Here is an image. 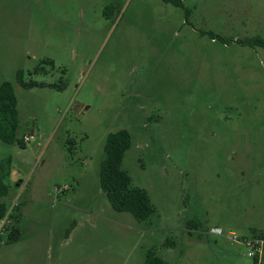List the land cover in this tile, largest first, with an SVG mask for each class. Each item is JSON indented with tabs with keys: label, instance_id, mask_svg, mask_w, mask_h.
Instances as JSON below:
<instances>
[{
	"label": "rangeland",
	"instance_id": "374dc122",
	"mask_svg": "<svg viewBox=\"0 0 264 264\" xmlns=\"http://www.w3.org/2000/svg\"><path fill=\"white\" fill-rule=\"evenodd\" d=\"M181 2L0 0V83L18 138H31L0 141V264H144L148 250L167 264H252L208 230L264 233V49L233 42L264 39V0ZM19 70L46 86L21 87ZM120 129L121 167L154 208L143 222L99 187Z\"/></svg>",
	"mask_w": 264,
	"mask_h": 264
},
{
	"label": "trees",
	"instance_id": "16d2710c",
	"mask_svg": "<svg viewBox=\"0 0 264 264\" xmlns=\"http://www.w3.org/2000/svg\"><path fill=\"white\" fill-rule=\"evenodd\" d=\"M175 7L183 8L181 0H161ZM185 16L188 17V10H185ZM212 40L222 43L229 40L221 36L208 32H201ZM232 41V40H231ZM235 44L248 47H260L264 49V39L254 37L251 39H236ZM36 73V70L33 72ZM17 83L26 89L33 87H45L44 84H37L32 81L24 80L22 70L16 73ZM19 118L17 110V101L14 95L12 85L7 82L0 83V141L6 145H17L20 148L25 147V142L18 138ZM131 146V137L127 130L120 129L107 134L103 147L104 157L99 168V187L105 194L110 207L116 212L129 213L136 221H146L154 212L147 193L131 186V179L126 171L121 167L126 151ZM8 171H4V165L0 164V199L8 194V184L6 179ZM18 206V205H17ZM7 205L0 202V219L6 215ZM12 229L7 237L10 243L19 240V231L17 227ZM264 234V233H260ZM253 236L258 234H251ZM144 264H167L163 259L156 255L154 250H148L145 255Z\"/></svg>",
	"mask_w": 264,
	"mask_h": 264
},
{
	"label": "built area",
	"instance_id": "2783aa9c",
	"mask_svg": "<svg viewBox=\"0 0 264 264\" xmlns=\"http://www.w3.org/2000/svg\"><path fill=\"white\" fill-rule=\"evenodd\" d=\"M31 139L28 136H24L23 141L28 143ZM8 221L7 216H4L0 219V230L3 229V223ZM208 234L214 237H221L230 242L241 244L245 248V255L246 257L252 262V264H263L262 263V255H263V248H264V234H258L247 238L245 236L237 235L234 232L225 233L224 230L221 228H210L208 230Z\"/></svg>",
	"mask_w": 264,
	"mask_h": 264
},
{
	"label": "crops",
	"instance_id": "0c3cea01",
	"mask_svg": "<svg viewBox=\"0 0 264 264\" xmlns=\"http://www.w3.org/2000/svg\"><path fill=\"white\" fill-rule=\"evenodd\" d=\"M263 256V255H262ZM262 263L264 264V262H263V257H262Z\"/></svg>",
	"mask_w": 264,
	"mask_h": 264
}]
</instances>
